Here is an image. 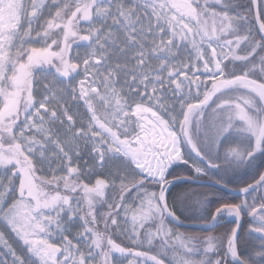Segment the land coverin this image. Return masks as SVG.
<instances>
[{"label": "snow or ice", "instance_id": "1", "mask_svg": "<svg viewBox=\"0 0 264 264\" xmlns=\"http://www.w3.org/2000/svg\"><path fill=\"white\" fill-rule=\"evenodd\" d=\"M0 264H264V0H0Z\"/></svg>", "mask_w": 264, "mask_h": 264}, {"label": "trees", "instance_id": "2", "mask_svg": "<svg viewBox=\"0 0 264 264\" xmlns=\"http://www.w3.org/2000/svg\"><path fill=\"white\" fill-rule=\"evenodd\" d=\"M211 181L205 179V180H183V181H177V184L179 187L175 189L176 193H179L185 189H195V190H200L205 187H210L211 184L209 183ZM230 188L235 189V185L231 186ZM240 197V194L231 192L225 188L223 189H217L215 191V195H213L210 199L208 207L210 209H214L217 207L220 203L226 202V201H231V202H236ZM185 215H195V213H188L186 212ZM187 223H193L191 220H189ZM223 225L227 227H231L233 222L232 221H225L222 223ZM189 227V226H188ZM191 230H200V228H194V227H189ZM183 230V228H181ZM242 230L244 234H247V225L242 224ZM226 231V227H222L217 230V233ZM117 242H119V239H117Z\"/></svg>", "mask_w": 264, "mask_h": 264}, {"label": "water", "instance_id": "3", "mask_svg": "<svg viewBox=\"0 0 264 264\" xmlns=\"http://www.w3.org/2000/svg\"><path fill=\"white\" fill-rule=\"evenodd\" d=\"M209 183L212 184V182H209ZM225 189H227V190H229V191H231V192H234V193L240 194V193H238L237 191H235V189H232V188H230V187H229V188H225ZM186 226L194 227V228H200L199 225L194 224V223H187Z\"/></svg>", "mask_w": 264, "mask_h": 264}, {"label": "bare ground", "instance_id": "4", "mask_svg": "<svg viewBox=\"0 0 264 264\" xmlns=\"http://www.w3.org/2000/svg\"><path fill=\"white\" fill-rule=\"evenodd\" d=\"M228 221H233L231 217H225Z\"/></svg>", "mask_w": 264, "mask_h": 264}]
</instances>
